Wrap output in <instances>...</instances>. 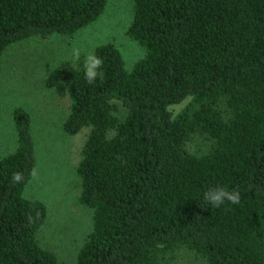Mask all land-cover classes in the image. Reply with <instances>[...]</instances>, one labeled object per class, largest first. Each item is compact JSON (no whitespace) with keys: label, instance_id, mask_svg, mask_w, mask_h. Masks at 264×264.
<instances>
[{"label":"trees","instance_id":"1","mask_svg":"<svg viewBox=\"0 0 264 264\" xmlns=\"http://www.w3.org/2000/svg\"><path fill=\"white\" fill-rule=\"evenodd\" d=\"M128 69L112 44L44 78L69 98L62 131L88 129L76 166L91 229L73 264H264V0H132ZM106 0H0V75L12 44L72 38ZM187 100L175 113L173 106ZM0 157V264H57L23 196L36 166L30 116L11 112ZM200 145L189 147L194 136Z\"/></svg>","mask_w":264,"mask_h":264},{"label":"rangeland","instance_id":"2","mask_svg":"<svg viewBox=\"0 0 264 264\" xmlns=\"http://www.w3.org/2000/svg\"><path fill=\"white\" fill-rule=\"evenodd\" d=\"M132 0H106L101 17L79 30L72 38L51 35L46 39L30 38L12 44L3 53L0 75V157L14 148L11 122L14 108L30 116L35 146L36 166L23 196L41 201L47 209L44 226L37 234L41 247L57 257V264H73L83 240L91 229L92 212L78 201L80 182L76 166L88 129L74 136L62 131L70 101L65 89H48L44 78L63 61L90 57L94 48L114 45L126 68L142 57V48L126 35L132 19ZM187 103L173 106L178 112ZM189 147L200 145L194 136ZM176 264H206L192 253L181 251Z\"/></svg>","mask_w":264,"mask_h":264}]
</instances>
